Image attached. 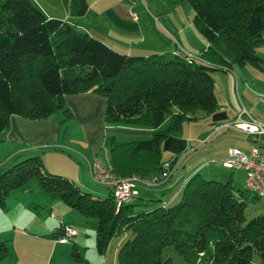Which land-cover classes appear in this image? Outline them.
<instances>
[{
	"label": "trees",
	"instance_id": "trees-1",
	"mask_svg": "<svg viewBox=\"0 0 264 264\" xmlns=\"http://www.w3.org/2000/svg\"><path fill=\"white\" fill-rule=\"evenodd\" d=\"M181 1L190 5L192 23L206 41L198 53L201 60L187 62L169 51L121 53L62 19L45 16L30 0H0V132L11 115L42 120L60 110L64 121L71 117L64 96L91 92L105 100V125L152 129L147 139H109L113 171L119 176L158 173L165 161L161 142L178 133L184 121L198 119L197 111L206 117L219 108L211 72H226L231 64L264 72L256 52L264 41V0ZM86 8V0H67L69 16H81ZM166 117L168 125L158 129ZM31 177L64 205L96 218L97 253L129 231L114 264H173L162 257L165 247L186 264H264V212L246 219L245 203L252 193L233 190L228 181L204 179L196 172L182 184L175 202L133 213V205L114 208L109 193L93 196L30 156L0 173V206ZM5 255L0 241V259ZM70 256L79 260L72 245Z\"/></svg>",
	"mask_w": 264,
	"mask_h": 264
},
{
	"label": "crops",
	"instance_id": "crops-1",
	"mask_svg": "<svg viewBox=\"0 0 264 264\" xmlns=\"http://www.w3.org/2000/svg\"><path fill=\"white\" fill-rule=\"evenodd\" d=\"M86 2V11L81 16H69L66 10L62 15H53L55 14L53 7L50 8V12H44L40 7L38 8L45 16H55L62 19L100 39L112 49L128 55L160 53L166 49L172 52L174 49L173 40H177L181 48L186 46L193 49L183 43V40L174 38L168 29L161 28L164 35L158 34L150 27L144 26L142 22H138L137 17L135 20L132 19L130 13L124 12L125 5L131 4L129 3L132 2L131 0H86ZM169 26L175 30L178 36L180 31L170 20ZM64 104L71 116L64 121L61 120V116H56L59 115V112L42 120H29L11 115L8 118V127L0 132V150L4 154L0 160V168L21 158L37 156L47 171L69 178L82 190L91 193L93 196L105 197L108 190L105 188H103L105 191L95 189L92 181L89 180L88 164L95 158L102 165L111 166L108 156L110 138H113L115 143L147 139L152 129L129 125H105L103 123L105 100L102 96L91 92L65 95ZM242 108L247 111L243 106ZM239 112H234L231 117H228L225 112L212 113L211 133H215L213 128L215 125H226L228 122H232ZM249 114L257 122H261L252 113ZM244 117L245 115L242 114V118ZM221 119L229 121L219 123ZM62 125L65 129L61 134ZM68 127H71L72 130L68 131ZM186 144L187 138L177 133L170 135L160 144L161 156L162 154H168L170 157L178 156L181 152L183 154ZM176 161L178 162V158ZM177 167L178 163L165 183L152 189H139L133 200L137 201L140 198L153 200L151 196H154L152 194L155 192L163 194L177 181ZM192 175L190 173L186 178H183L179 189L170 195L166 201L160 203L167 205L168 202L174 200L179 193L180 186ZM28 190V187H22L18 190L19 192L14 194L10 203H4L3 208L0 209V214L5 213L4 211L11 206L16 207L19 198L26 195ZM49 193L34 188L33 197H29V202L40 206V210L35 212L29 208L28 214L29 212L32 213L33 218L30 216L20 218L21 224L12 221L10 231L7 229L2 231V225L4 224L6 227L5 221L8 220L6 214L0 217V241H3L6 246V255L0 259V264H114L116 251L123 239L121 237L111 251L108 250V252L99 254L94 246L92 249L90 248L89 254L85 255L84 258H81L80 253L76 251L79 254V260L71 259L68 240H71L73 236L60 242L51 235L62 231L64 226L71 225L74 227V224L68 221L74 214L65 206H61L59 198ZM25 211L22 210V213L27 216ZM41 217L43 218L40 221ZM76 220L78 222L87 221L81 220V218H76ZM78 224L82 226V223Z\"/></svg>",
	"mask_w": 264,
	"mask_h": 264
},
{
	"label": "rangeland",
	"instance_id": "rangeland-1",
	"mask_svg": "<svg viewBox=\"0 0 264 264\" xmlns=\"http://www.w3.org/2000/svg\"><path fill=\"white\" fill-rule=\"evenodd\" d=\"M30 1L37 8L40 7L44 12H50V8L53 7V11L55 13L53 15H62L65 10L67 13V0ZM131 1L132 2H129L131 4L125 5L124 10L125 13H130L131 18L132 15H136L135 18L137 17L138 22H142L144 26L150 27L153 31L158 32V34L160 33L164 35L161 30L168 29L169 33L173 35L174 38L183 40V43L193 48L190 49L186 46H182L183 50L192 55H197L200 51L205 49L207 45L206 41L198 33L192 23L193 12L187 2L181 0ZM169 20L180 31L178 36L175 33V30L169 26ZM262 37L264 38V31L262 33ZM166 51L167 49L163 50L162 52ZM256 52L264 60V41L256 48ZM211 76L214 80V93L219 104V108L215 111V113L225 112L227 113L228 117H231L234 112H239L243 106L247 112L252 113V115L264 123V72H261L255 67L249 65L238 67L235 64H231L230 68L227 69L226 72L214 70L211 72ZM57 113L59 115H56ZM53 115L61 116L63 119V114L60 110L56 111ZM195 115L198 116V119L195 121H184L180 131L177 133L178 135L187 138V144L184 150L185 152H183V154H181L182 152L179 153L177 157V181L163 194H160V192H155V194H152L154 195L151 196V199L153 200L140 198L137 201L133 199L129 201L128 203L133 205V213L139 211H148L158 204H161L160 202L166 201L170 195L179 189L178 187L181 183V180L186 178L190 173L195 174L197 172L204 179H212L221 182L228 181L230 187L233 190L244 188V171L241 168H227L222 165V161L228 157L229 148H235L239 152L249 155L251 148V137L237 131L232 127L222 128L218 132L211 133L213 125L211 115L202 117L200 116L201 113L199 111H197ZM229 120L221 119L219 123L227 122ZM168 123L169 119L166 117L160 125V128H165ZM230 123L231 122H228L226 125H229ZM68 124H70V122H68ZM64 129L65 127L62 125L60 128L61 134ZM70 130H72V128L68 127V131ZM261 139L263 144H261L259 149L263 150L264 137ZM3 156L4 154L2 150H0V160L3 158ZM162 158V160L166 161L170 158V155L162 154ZM16 161L12 163H15ZM7 167H9V165L6 164L4 167L0 168V173ZM89 180L92 181L91 178ZM92 183L95 186V189L105 191L103 187L98 186L93 181ZM22 187H28V193L19 198L16 207L11 206L6 211H4L5 213L0 214V217L6 214V218H8V220L6 219L5 221L6 227H4V224L2 225V231H4V229L10 231L12 221H14L13 223L20 222L21 224L22 221L20 218L23 219L29 216L33 218L32 213L29 212L28 214L29 208L35 212L40 210V206L38 207L35 205V203L31 204L29 202V197H33L34 188H39L44 191L35 177L28 179L23 186L11 190L6 197V204L12 201L14 194L19 192L18 190H20ZM49 194H53L56 196V198H59L55 193ZM178 195L179 193L176 195L174 200H171V202H168V204L175 202L178 198ZM157 198L159 200H156ZM3 206H0V209L3 208ZM61 206H65L68 210H71L75 216H72L73 219L71 218L68 220L70 223L74 224V227L68 225L74 231L72 235L73 237L71 236L72 239L68 240L69 250L71 247L70 245L72 244V246L76 248V251L80 253V255H78L81 256V258H84L85 255L89 254L90 248L92 249L94 247L96 218L84 217L73 208L64 205L62 202ZM22 210H26L25 212H27V216L22 213ZM263 212L264 206L262 205L261 201L256 197L254 198L253 194L248 193L244 208L245 218L247 219L254 215L262 214ZM42 218L43 217L40 218V221ZM76 218H81V220L87 221L78 222ZM78 223H82V226H79ZM129 235V231H124L121 236H117L112 239L109 243V246L106 248V252H108V250L111 251L115 247V243L120 237L123 238ZM165 256L170 257L173 264H186L179 254L172 251L171 247H165L162 249V257Z\"/></svg>",
	"mask_w": 264,
	"mask_h": 264
},
{
	"label": "built area",
	"instance_id": "built-area-1",
	"mask_svg": "<svg viewBox=\"0 0 264 264\" xmlns=\"http://www.w3.org/2000/svg\"><path fill=\"white\" fill-rule=\"evenodd\" d=\"M132 18L134 19L135 16L132 15ZM173 44L174 49L171 52L173 55L187 62L191 59L201 60L198 54L192 55L183 50L177 40H173ZM242 114L245 115L244 118H242ZM223 127H232L251 137L249 155L243 154L235 148H229L228 157L222 161V165L227 168H241L245 174L244 188L255 195L264 206V150L259 149L261 144H263L261 138L264 137V125L257 122L242 108L229 125H215L213 127L214 132ZM176 164V160L163 161L160 171L149 176L138 174L119 176L113 171L111 166L102 165L94 158L88 164L87 172L95 184L108 190L113 200L114 208H118L120 205L128 203L135 198L139 189H152L165 183L171 176ZM62 232V235L57 238L60 242L66 241L74 233L69 226H64Z\"/></svg>",
	"mask_w": 264,
	"mask_h": 264
}]
</instances>
